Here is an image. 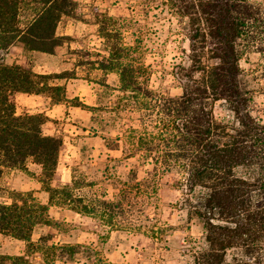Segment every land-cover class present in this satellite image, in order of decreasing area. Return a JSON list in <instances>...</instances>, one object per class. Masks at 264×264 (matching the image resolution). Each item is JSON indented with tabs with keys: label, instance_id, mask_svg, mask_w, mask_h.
I'll return each mask as SVG.
<instances>
[{
	"label": "trees",
	"instance_id": "obj_1",
	"mask_svg": "<svg viewBox=\"0 0 264 264\" xmlns=\"http://www.w3.org/2000/svg\"><path fill=\"white\" fill-rule=\"evenodd\" d=\"M166 5L182 31L172 70L181 88L177 95L151 88L140 49L122 41L120 28L108 26L111 16L100 22L107 55L96 63L118 74V86L103 85L118 92L117 120L130 121L122 132L124 157L117 161L137 160L126 178L117 176V191L108 197L106 191L81 193L95 183L76 176L71 184L52 186L63 139L44 132L49 118L43 112H16L18 92L62 102L64 86L52 79L66 75L40 73L1 57L16 43L55 53L72 40L57 28L64 17L78 16L76 0H0V180L5 168L27 170L31 159L40 165L48 192L47 203L31 192L0 202V233L25 242L23 253H0V264L70 263L96 255L80 242L53 241L52 232L33 239L39 227L64 225L50 216L51 206L91 216L110 231H139L136 220L143 215L161 238L151 213L165 174L175 177L176 208L201 224L202 235H188L184 246L194 264H264V105L257 100L264 97V0H166ZM249 54L258 58L247 69L241 61ZM217 102L226 105L228 119L216 117ZM73 105L89 111L105 107L78 99ZM120 141L118 136L107 146L118 148Z\"/></svg>",
	"mask_w": 264,
	"mask_h": 264
},
{
	"label": "rangeland",
	"instance_id": "obj_2",
	"mask_svg": "<svg viewBox=\"0 0 264 264\" xmlns=\"http://www.w3.org/2000/svg\"><path fill=\"white\" fill-rule=\"evenodd\" d=\"M76 18L64 17L57 32L72 36L57 53L47 57L26 50L16 43L2 54L7 63H22L35 71H43L44 63L51 65L54 71L66 75L65 78L52 79L53 83L64 86L61 93L64 104L59 115L53 118L49 127L55 135L63 139L56 172L50 184L58 186L71 184L72 178L94 182V186L83 187L81 193L106 191L111 197L116 191L118 177L126 178L136 158L117 160L124 157L122 152V132L130 121L125 118L121 123L113 111L117 105L118 92L105 87L103 83L116 87L119 84L116 72L105 73L98 68L97 60L107 55L105 40L101 36L100 22L107 18L110 28H120L122 41L135 45L142 60L149 65V85L165 94L177 95L181 92L178 81L173 76L174 56L179 52L181 42L180 23L166 0H76ZM258 58L249 54L241 61L249 68ZM16 93L14 101L16 104ZM89 105L105 106L104 109L89 111L73 105L76 100ZM263 106L264 97L258 96ZM107 106V107H106ZM20 112V110L18 111ZM215 115L218 119H228L230 112L223 102H217ZM23 114V113H22ZM44 130V129H43ZM44 132H46L44 130ZM121 136L120 147L110 148L116 137ZM139 170V178L145 175ZM40 167L29 159L27 170L5 168L0 180V202H11L16 192H31L42 203L48 202V192L42 183ZM172 174L161 175L158 181V199L155 222L161 228L162 236L152 233L151 221L140 216L139 231L108 230L97 219L73 213L68 209L51 206L50 216L64 225L60 229L42 226L33 234L37 239L40 233L52 232L55 242H80L96 250L90 261L58 264H194L192 254L185 249L188 235L199 238L202 235L201 224L189 220L186 212L176 208L179 192L174 186ZM167 222L172 229L164 225ZM66 223V224H65ZM25 250V242L10 235L0 233V253L19 254Z\"/></svg>",
	"mask_w": 264,
	"mask_h": 264
},
{
	"label": "crops",
	"instance_id": "obj_3",
	"mask_svg": "<svg viewBox=\"0 0 264 264\" xmlns=\"http://www.w3.org/2000/svg\"><path fill=\"white\" fill-rule=\"evenodd\" d=\"M62 46L63 45L58 46L55 50V53H57L58 49H60ZM33 52L44 55L45 62L47 61L46 55L52 56L53 54H55V53L49 54V53H44L40 51H33ZM42 66L44 67V70L39 71L40 73H51V71H54V68L47 63H44ZM16 95H17L16 96V112L18 114L43 112L49 118V120L43 124V129L46 131L45 133L47 134H54L53 130H51L49 127V123L53 118L59 115V111L61 110V107L64 106V104L61 102L54 103L52 102L49 96L42 95V94H28V93L18 92L16 93ZM19 110L20 112H18ZM38 166L40 167V165Z\"/></svg>",
	"mask_w": 264,
	"mask_h": 264
}]
</instances>
